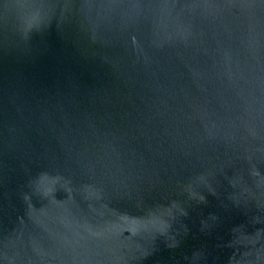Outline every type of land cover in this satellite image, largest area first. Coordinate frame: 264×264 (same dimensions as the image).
<instances>
[{"label": "water", "instance_id": "95a60500", "mask_svg": "<svg viewBox=\"0 0 264 264\" xmlns=\"http://www.w3.org/2000/svg\"><path fill=\"white\" fill-rule=\"evenodd\" d=\"M0 264H264V0H0Z\"/></svg>", "mask_w": 264, "mask_h": 264}]
</instances>
